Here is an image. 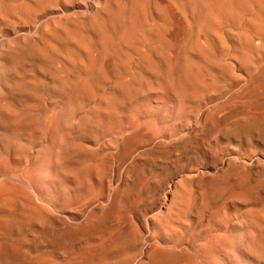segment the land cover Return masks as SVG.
Returning a JSON list of instances; mask_svg holds the SVG:
<instances>
[{"label":"bare ground","instance_id":"1","mask_svg":"<svg viewBox=\"0 0 264 264\" xmlns=\"http://www.w3.org/2000/svg\"><path fill=\"white\" fill-rule=\"evenodd\" d=\"M222 255L264 264V0H0V264Z\"/></svg>","mask_w":264,"mask_h":264},{"label":"rangeland","instance_id":"2","mask_svg":"<svg viewBox=\"0 0 264 264\" xmlns=\"http://www.w3.org/2000/svg\"><path fill=\"white\" fill-rule=\"evenodd\" d=\"M17 170H18V169H13L12 173L16 172L17 174L14 173L16 176H20V175H22V172H21L20 170H18V171H17ZM19 171H20V172H19ZM20 173H21V174H20ZM219 257H220V258H218V257L215 258V259H217V261H220V260L223 259L222 261L219 262V264H227V263L229 264V263H231V262H233V263H231V264H235V263H236V262L233 261L232 259H231V261L227 259L228 262H226V257H225V255H222V258H221V256H219ZM229 261H230V262H229ZM217 264H218V263H217ZM236 264H238V263H236Z\"/></svg>","mask_w":264,"mask_h":264}]
</instances>
